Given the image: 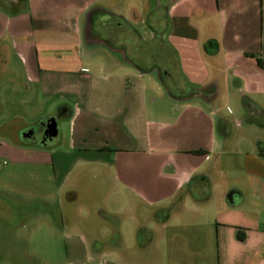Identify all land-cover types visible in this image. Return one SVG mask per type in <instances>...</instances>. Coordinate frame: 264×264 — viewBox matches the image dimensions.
<instances>
[{"label":"crops","instance_id":"0c3cea01","mask_svg":"<svg viewBox=\"0 0 264 264\" xmlns=\"http://www.w3.org/2000/svg\"><path fill=\"white\" fill-rule=\"evenodd\" d=\"M218 1L0 0V108L7 99L49 93L64 100L51 117L70 128L64 156L56 158L47 144L24 145L23 133L4 142L0 156L60 165L82 147L111 151L98 145L103 131L120 142L115 153H132L134 164L146 166L127 168L121 156L108 164L78 158L74 163L112 167L103 174L136 197L145 215L138 219L135 205L97 208L91 219H66L50 233L82 243L91 256L110 249L122 264H264V34L226 26ZM96 25L109 26L108 35ZM120 49L124 61L112 52ZM76 76L90 92L72 85L56 92ZM127 76L148 86L106 90ZM221 98L238 104L243 118L235 127L220 117L229 109L218 105ZM232 156L241 170L229 178ZM66 195L73 201L77 193ZM125 213L130 247L123 242Z\"/></svg>","mask_w":264,"mask_h":264},{"label":"rangeland","instance_id":"374dc122","mask_svg":"<svg viewBox=\"0 0 264 264\" xmlns=\"http://www.w3.org/2000/svg\"><path fill=\"white\" fill-rule=\"evenodd\" d=\"M223 1L225 3L224 7L221 6L223 5L222 0L218 1V5L221 7L219 8L220 11L223 10L224 12V14L222 13L223 17L227 18L226 26L231 29L242 28L243 31L250 34L252 32L259 33L262 39L264 34V0ZM88 29L85 30V36L87 37L90 35ZM95 30L97 33H101L102 36H107L110 31L107 25H96ZM121 39H124V36ZM112 52L122 61H124L123 54L127 55L123 49L112 50ZM157 54V52L153 53L155 60H158ZM60 68H62L61 65L58 69ZM71 85L77 91H91L90 85L77 80L76 76L73 81L59 82L56 92H65L69 90ZM145 86H148L145 81L127 76L120 84H114L106 90L139 93ZM50 93L54 95L55 89ZM47 95L46 97L44 94L40 96L38 94L31 98L19 97V100H6L8 103L2 109L0 108V147L4 142L10 143L12 141L14 143L17 136H21L22 133L29 130L35 132L34 137L28 140L20 137L19 140L30 147L43 145L41 127L56 112V106L64 101L52 98L49 93ZM24 99L26 102L22 103V100L25 101ZM263 102L264 98L261 99V103ZM220 104L229 107L227 112L231 113L228 115L224 111L220 117L227 119L234 127L237 122L242 121L243 115H240L237 110L236 100L221 98L218 100V105ZM69 105L72 106V104ZM57 129L60 133L59 137L44 147L49 151L57 149L56 158L64 156L62 155L63 151H68L67 138L70 128L68 122L61 119L57 121ZM118 144L121 145L111 134H104L102 131L98 145L106 149L110 148L111 151H96L94 147H82L80 151L71 154L72 157L65 158L60 165L55 164V166L27 163L13 164L7 157L0 156V264L123 263L119 261V256L110 249H104L103 253L98 256H91L82 243H72L69 239H65L61 233H50L53 226L59 225L61 221H66V219L86 221L94 217L92 210L104 207L113 211L135 205L137 207L136 215L138 219L142 220L145 213L136 197L124 191L122 187L121 190H118V184L113 181L112 177L107 176L108 173L113 171L112 167L81 161L74 163L78 158H81L96 159L101 163L108 164L114 162L115 156H121L127 168L132 164L139 170L140 168L141 170L146 168L140 163H133L134 157L131 160L129 155L132 153L127 152L122 153V155H120L121 153H115L114 149ZM138 145L140 150L146 149L144 144ZM127 148L129 147L127 146ZM143 156L146 157L147 155ZM175 156L177 158L179 155ZM156 157L157 155L154 153L155 160ZM165 157L167 156L163 154L159 159ZM232 157L226 170L229 178L235 177L241 170L240 158L237 156ZM219 171L220 169L218 172L215 171L214 174L217 175ZM56 173L58 176H56ZM96 175L99 177L95 178ZM71 190L77 193L73 201H69L66 197V194ZM118 191H121L119 198L117 196ZM128 217V213L122 215V219H127L123 225V242L124 245L130 247L134 245V235ZM100 225L107 226L106 222ZM57 229L62 228L58 226ZM103 245L108 247L113 244L107 242ZM159 249H162L161 244Z\"/></svg>","mask_w":264,"mask_h":264},{"label":"water","instance_id":"95a60500","mask_svg":"<svg viewBox=\"0 0 264 264\" xmlns=\"http://www.w3.org/2000/svg\"><path fill=\"white\" fill-rule=\"evenodd\" d=\"M44 132H43V140L42 144L51 143L58 136L57 122L51 117L46 121V124H43Z\"/></svg>","mask_w":264,"mask_h":264},{"label":"flooded vegetation","instance_id":"af4514ba","mask_svg":"<svg viewBox=\"0 0 264 264\" xmlns=\"http://www.w3.org/2000/svg\"><path fill=\"white\" fill-rule=\"evenodd\" d=\"M55 120H56V122H57V120H58V118H59V116L58 115H55V116H52ZM44 124H46V123H44ZM43 132H44V127L42 126L41 127V136H42V140H43ZM34 135H35V132L33 131V130H29V131H27V132H25V133H23V137H24V139H30V138H32V137H34Z\"/></svg>","mask_w":264,"mask_h":264},{"label":"trees","instance_id":"16d2710c","mask_svg":"<svg viewBox=\"0 0 264 264\" xmlns=\"http://www.w3.org/2000/svg\"><path fill=\"white\" fill-rule=\"evenodd\" d=\"M260 66H261V64H260ZM192 154H203L204 152L203 151H193V152H191ZM240 238V237H239Z\"/></svg>","mask_w":264,"mask_h":264}]
</instances>
